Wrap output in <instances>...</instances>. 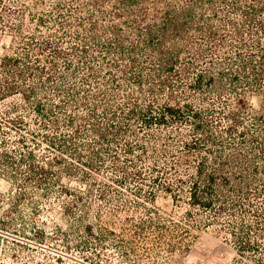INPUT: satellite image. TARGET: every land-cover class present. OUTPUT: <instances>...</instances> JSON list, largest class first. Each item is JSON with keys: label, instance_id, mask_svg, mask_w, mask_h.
<instances>
[{"label": "trees", "instance_id": "obj_1", "mask_svg": "<svg viewBox=\"0 0 264 264\" xmlns=\"http://www.w3.org/2000/svg\"><path fill=\"white\" fill-rule=\"evenodd\" d=\"M0 44V178L22 220L21 201L57 199L67 245L96 230L158 255L203 227L232 264H264V0H0Z\"/></svg>", "mask_w": 264, "mask_h": 264}, {"label": "rangeland", "instance_id": "obj_2", "mask_svg": "<svg viewBox=\"0 0 264 264\" xmlns=\"http://www.w3.org/2000/svg\"><path fill=\"white\" fill-rule=\"evenodd\" d=\"M247 100L254 106L259 105L257 97H248ZM14 137V132L10 130L4 138L10 141ZM18 146L16 145V149L19 151ZM37 154L43 156L45 153L41 150L37 151ZM63 182L82 189L83 196L87 198L86 191L90 188L89 184H82L67 178ZM20 185H14L11 181L0 178V264H232L236 257L231 245L227 244L211 228L203 227L192 229L194 238L186 248L177 249L172 253L162 251L158 255H144L142 247L137 249V254H134L129 250V246L125 248L124 253L118 248L121 238L113 236L107 237L104 241V248H101L95 245L97 241L94 237L99 235L96 230L92 236H86L84 229L72 232L73 236L67 245L63 240V235L56 233L55 225L57 224L64 230L68 229L66 223L60 220L61 209L57 199L43 204V201L36 197L35 200L39 203L40 209L38 212H33L31 206L21 201L19 209L24 212V220H22L21 215L14 209ZM96 188L99 189L98 186ZM96 188H93L92 198H88L94 205V213L97 208L105 207V202L99 198V190ZM123 192L127 193L125 190ZM157 205L163 210L173 209L169 198H159ZM51 208L57 209L55 216L48 212ZM124 216L122 215L121 218ZM92 223L97 224L95 219H92ZM34 227L45 230V235H47L43 237L41 234L31 233L30 230ZM87 238L92 241L91 246L77 247V243H83L82 240ZM126 244L128 241L125 242Z\"/></svg>", "mask_w": 264, "mask_h": 264}]
</instances>
